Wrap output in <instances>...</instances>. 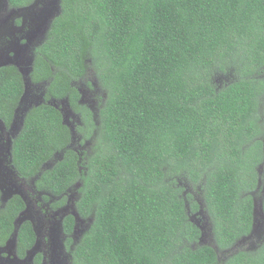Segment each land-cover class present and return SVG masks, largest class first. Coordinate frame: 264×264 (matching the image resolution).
Masks as SVG:
<instances>
[{
	"label": "trees",
	"instance_id": "obj_1",
	"mask_svg": "<svg viewBox=\"0 0 264 264\" xmlns=\"http://www.w3.org/2000/svg\"><path fill=\"white\" fill-rule=\"evenodd\" d=\"M263 64L264 0H62L32 73L35 83L48 81V101L26 112L10 162L58 204L78 191V215L92 223L76 241V217H66L71 264H221L219 250L252 221L246 192L256 184L254 152H262ZM91 76L108 91L97 120L73 84ZM25 90L16 66L0 70L8 128ZM52 98L82 115L79 132L97 142L93 153L71 147L73 130ZM187 186L204 200L217 247L200 243L191 216L200 206ZM1 194L3 245L26 203L17 195L3 205ZM17 239L24 257L37 241L31 221ZM245 257L264 264V251L224 264Z\"/></svg>",
	"mask_w": 264,
	"mask_h": 264
},
{
	"label": "flooded vegetation",
	"instance_id": "obj_2",
	"mask_svg": "<svg viewBox=\"0 0 264 264\" xmlns=\"http://www.w3.org/2000/svg\"><path fill=\"white\" fill-rule=\"evenodd\" d=\"M55 0H34L33 2L29 4H25L22 6H15L10 0H0V70L4 67L11 66L13 64H8V62L12 60H19V61H26L27 65H29V72L30 77H29V82L35 84V81L33 80L32 73L34 70V65H35V59L37 55V50L42 46V44H46L47 38L50 33V29L52 27V22L54 18L60 14L61 11V3L62 0H57V7H59L58 13L54 16L53 12V6H54ZM54 16V18H53ZM39 19V20H38ZM39 22V23H38ZM16 66V65H14ZM17 67V66H16ZM18 68V67H17ZM19 69V68H18ZM258 78H260V82L263 86L264 89V64L259 68L258 72ZM25 81V80H24ZM48 81L36 83L39 85H42V83H46ZM73 84H78L76 81ZM25 87H26V82H25ZM76 87L79 89V91L82 93L81 94V99L79 102H81L83 105H87L88 108H90V111L92 112L93 118L97 119V112L100 109H97L93 105H88L85 104V94L83 92V88L80 85H76ZM26 91V90H25ZM47 93L45 92L42 96V101L40 103L47 102ZM55 100V98H52L49 100V103ZM57 107V106H56ZM72 107V106H71ZM58 108V107H57ZM73 110V111H72ZM72 113L77 114L80 117V121H78L80 124L77 125L78 128L85 126L83 122V117L81 114L75 112V110L72 108ZM17 113L15 116V120L13 121L12 126L15 125ZM65 122L67 125L71 127L73 130V139L71 143V147L74 148L76 151L80 152L79 148L77 149L74 145L77 143L78 146L81 143L82 137L79 135L80 138L76 139L75 136V129L74 125L72 122L68 121L66 117H64ZM0 124H4L3 119L0 118ZM3 125V126H4ZM6 126V125H5ZM8 128V127H7ZM80 133V132H79ZM78 130H77V134ZM258 138L260 140H257V142L261 143V158L256 162V184L255 186L251 189L248 190L246 193H250L253 199V204L251 205V216H252V221L251 225L249 228V231L245 233L237 232V236L235 237V242L230 245L227 248H223L222 250H219V261L221 264H224L228 262V260L231 259L232 256L238 254L241 256L247 255V254H254L255 252L258 251H264V133L261 135L259 134ZM3 141V140H2ZM1 141V142H2ZM10 140L7 142L1 143V148H0V171L2 170L3 174H1V179L2 181L5 179L6 184L8 185V188H11L10 190L7 191V194L4 193L5 195V201L1 198V201L3 205L7 204L5 203L10 197H15V196H21L23 200L26 203V209L27 212L31 209L29 206V198H33L34 202H36L35 207H38L40 213L44 214V217H42L41 220H38L39 225L35 222V219L33 216L30 214H33L35 209H32L30 212L31 213H25L26 215H29V220L26 221H31L35 230V233L37 234V241L40 243L41 235L40 233L44 232H50L51 234L49 236H46L44 238V241H41L42 245H40V250H43L44 252L41 253L42 255V261L38 263L36 261L37 257L40 255L38 253L33 262H27L23 263L21 262V259L24 258L20 256L18 253V249H16V256L14 252L12 251L9 253L8 250L4 249L3 247L6 246L8 241H6L5 244L0 245V264H52V261L50 262L48 260V256L50 257L53 252H54V244L53 241L51 240V237L53 238L54 236V231L58 232L59 225L56 223L52 228L51 224L53 222H60L62 223L63 226V232H65L64 228V223L65 219L69 214H73L76 217V221L80 222L82 219L78 214L77 208L75 206L73 207L72 204L70 206L76 210L78 213L77 215L75 212L71 209L70 211L67 209V203H69L71 198H67V201L65 204H58V201H50L49 202H44V196H43V191H39L36 189V186H30L27 191L24 193L18 186V183L21 182L23 185L27 182L25 178L21 177L14 169L9 168L7 171L4 173L5 169L4 163L6 161L7 157L11 158V148H10ZM5 144H8V147L5 146ZM81 156L82 152L80 153ZM54 159V158H53ZM51 159V160H53ZM49 160L44 167L51 162ZM43 167V168H44ZM51 167V166H49ZM47 167V168H49ZM260 172V173H259ZM15 184V185H14ZM13 189V190H12ZM1 190V188H0ZM2 191V190H1ZM32 192V193H31ZM38 193L39 197H33V194ZM194 195V200H196L199 203V208L198 210L192 211L191 216L192 220L195 221V223L198 225L200 230L202 231L200 243L202 244H207L213 247H217L216 244V237L214 233V224L211 221V216L209 214V211L205 209V204L204 200L201 198L200 193L197 194V192L194 190L192 191ZM32 194V195H31ZM2 195V194H1ZM77 200V198H76ZM74 201V204L76 202ZM45 204H48V207L51 209V211H58V213H61L58 221L55 220V217L53 218L52 216H47L49 210L48 207L45 206ZM54 205V206H53ZM243 206V205H242ZM241 206V207H242ZM203 210V211H202ZM68 214H67V213ZM206 212V213H203ZM42 214V216H43ZM81 219L79 220L78 217ZM205 216V217H204ZM28 217V216H27ZM205 222L206 225L203 223ZM205 226V228H204ZM209 226V236L211 242L204 243L203 241V236L205 234L206 227ZM21 227V226H20ZM19 227V228H20ZM77 227V226H76ZM76 230V228H75ZM236 230V229H235ZM19 231V230H18ZM61 232V230H60ZM14 234V233H13ZM75 234V232H74ZM13 236V235H12ZM74 236V235H73ZM226 238V237H225ZM228 238V236H227ZM18 240V239H17ZM42 246H45L42 247ZM59 249L58 254L63 255L65 254V257L70 256V253H68L67 250V245H66V236L64 237L63 242H61V246L59 247L56 245V249ZM69 248L71 250L73 249V245H70ZM240 264H246L249 263L248 258H242L239 260ZM59 264H62V261H60Z\"/></svg>",
	"mask_w": 264,
	"mask_h": 264
},
{
	"label": "rangeland",
	"instance_id": "obj_3",
	"mask_svg": "<svg viewBox=\"0 0 264 264\" xmlns=\"http://www.w3.org/2000/svg\"><path fill=\"white\" fill-rule=\"evenodd\" d=\"M56 3H57V0H55L54 6H53L54 16L58 13V11L60 9L59 7H57V4ZM54 16H53V18H54ZM27 67L29 68L30 66L27 65ZM29 75H30V73H28V75H27L28 80H29V77H30ZM88 80L91 81V82H93L92 85L88 84L89 83ZM88 80L85 79V80H80L78 82V85L82 86L83 92L86 95L85 98H84L85 99V104L93 105L97 109H101L102 103L105 102L106 99L108 98L107 97L108 91L104 87H101L99 85V83L96 81V78H93V76L89 77ZM47 85H48L47 82L46 83H42V85H39V84H36V83L33 84V83H31V82L28 81L27 94H25V97H24L23 102L18 107L15 125L12 128H7L3 124L4 125V129L2 128V130H3L2 131V134H3L4 140L1 143L7 142L8 140H11V145H10L11 150H12V141L14 140V137H16L19 134V132L21 131V129H22V125H23V122H24V117H25L26 112H28L33 105H37V104H39L42 101V96L46 92ZM218 85L219 86L225 85L224 84V81H222L221 79H219ZM102 100H103V102H102ZM50 103L52 105L57 106L62 111L64 117H66L68 121H70V122L73 123L74 129L76 131V133H75L76 139L80 138L79 135L82 137L80 145L78 146L77 143L74 145L77 149L79 148V150H80L79 153L82 152V155L83 156H86V155L88 156L89 154L93 153L95 151V149H96L97 142L95 140L93 141V139L91 141L85 135L79 133V128H78L77 125H79L81 123V122L80 123L78 122V121H80V117L77 114L72 113L73 110H72L70 101L68 99H62V100L55 99V100H52ZM99 113L100 112L98 110V112H97V118L99 117ZM96 122H98V121H96ZM98 124H99V122H98ZM77 130H78V133L79 134H77ZM258 132H259V130H258ZM73 135H74V133H73ZM5 146L8 147V144H5ZM258 148H259V151L254 152V157L257 160H259L261 158L260 146ZM58 158L59 157H56L53 160H51V162H49V164H47L44 167V169H47V167H49V166L52 167L56 163V161L58 160ZM10 161H11V158H9V161H8V157H7L6 158V161L4 163V166H3L4 168H6L4 172L7 171V169H8L7 166H9V168L14 169V167L11 166L12 164H11ZM51 167H49V168H51ZM35 185H36V179L35 178H33L30 181L26 182L24 185L21 182L18 183L19 188L24 193L27 191V189L30 186H35ZM186 185H188V183ZM79 187H80V185L78 184L76 186V188L78 189ZM187 188H189V187L187 186ZM192 191H194V189L192 187H190L189 189H187V192H192ZM43 196L44 197L45 196L50 197V201H56V200H59L60 199V197L54 196L52 193H49V192H44L43 193ZM200 196H201V194H200ZM33 197L38 198L39 197V194L38 193H35V194H33ZM78 197H79L78 191L76 189L71 190L70 191V194L68 195V198H71V199H70L69 203H67V209L69 211L72 209L75 212L76 215L78 213L76 212V210L74 208H72L70 206V204H72V206L73 207L75 206V208H76L77 202H76V204H74V201L76 200V198H77L76 201H79ZM11 199H12V197H10L5 203H8ZM43 200H44V202H49V201L45 200V198ZM35 205H36V202H34V199L33 198L32 199L29 198V206H30L31 209L27 213L29 214V213H31L30 211L32 209H35V211L33 212V214H30V215L33 216V218L35 219V222L39 225L38 220H41L42 217H44V214L42 213L43 214V216H42V214L40 213L38 207H35ZM45 206L48 207V204L47 205L45 204ZM48 210H49V212H48L47 216H52L53 218L55 217V220L58 221L61 213H58V211H51V209L49 207H48ZM203 213H206V212H203ZM27 216H28V220H29L30 219L29 218V215H27ZM78 219L80 220L81 218L78 217ZM192 219H194V218H192ZM24 223L25 222H23L22 224H24ZM55 223L57 225H59V228H58L59 231L58 232H55L54 231V235L57 238V245L60 247L61 246V242H63L64 237L66 235L63 232V226H62V223L60 224V222H53L51 224V227L50 228H52ZM76 223H77V227H76V230H75L74 238H75L76 241H78L81 238L82 234L89 229V227H90V225L92 223V219L91 218H89L87 220L84 219V220H81L80 222L78 221ZM203 223L206 225L205 222H203ZM204 228H205V226H204ZM209 229H210L209 226L206 227L205 234L203 236V240H204L203 242L204 243H208V244L211 242L210 236H209ZM60 230H61V232H60ZM50 234L51 233L48 232V231L47 232H44V233L43 232L40 233L42 239L39 240L40 241L39 245H42L41 241H44V238L46 236H49ZM52 239L53 238L51 237V240ZM16 242H17V240H16ZM42 247L45 248V246H42ZM17 249H18V244H17ZM56 250H57V252L59 251L58 248ZM70 250H71V248H67L66 251L68 253H70ZM27 252H28V250H27ZM43 252H44L43 250H40L39 249L37 251V254L38 253L41 254ZM25 256H26V254H25ZM63 257L64 258H61V260H63L64 264H71V260L72 259H71V256H69V254L66 257H65V254H63ZM48 260L51 262V257L48 256Z\"/></svg>",
	"mask_w": 264,
	"mask_h": 264
},
{
	"label": "water",
	"instance_id": "obj_4",
	"mask_svg": "<svg viewBox=\"0 0 264 264\" xmlns=\"http://www.w3.org/2000/svg\"><path fill=\"white\" fill-rule=\"evenodd\" d=\"M38 1L39 0H37V2ZM8 64L16 65L19 68L20 72L23 74L24 80L26 82V91H25V94H27V87H28V81H27L28 78H27V75H28V72H29V68L27 67V62L26 61H19V60H15L14 59V60L8 62ZM25 94L22 96L21 101H20V104L23 102L24 97H25ZM2 128L4 129V126L2 124H0V148H1V141L4 140L3 134H2V131H3ZM10 142H11V140H10ZM10 145H11V143H10ZM0 164H1V161H0ZM1 174H3L2 170L0 171V176H1ZM0 188L2 190L1 191L2 192L1 198L3 199V201H5V195H4V193L7 194V191L10 190L11 188H8V185L6 184L5 179L2 182L1 177H0ZM26 212H27V210L23 211L19 215V217L17 218V220L15 222V232H14L13 236L9 239L8 243L6 244V246L3 247L4 249L8 250L9 253H11L13 251L14 254H15V256L17 255L16 254V249H17V242H16V240H17V236H18L19 227L22 225V223L25 220L28 219L27 215L25 214ZM52 241H53V244H54V252L50 256L51 257L52 264H59L60 261H62V264H64L63 260H61V258H64L63 255L58 254V252L56 250L57 238H56L55 235L53 236ZM38 248L40 249V245H39V242L36 241V244L33 246V248H31V249L28 250V252L26 253V256L21 259V262H23V263H27V262H30L31 263V262H33L35 256L37 255V251L39 250Z\"/></svg>",
	"mask_w": 264,
	"mask_h": 264
}]
</instances>
